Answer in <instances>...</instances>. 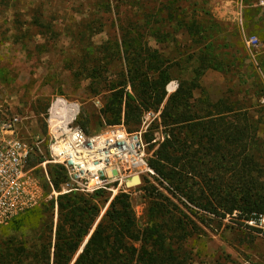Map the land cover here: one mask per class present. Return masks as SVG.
<instances>
[{
	"label": "trees",
	"instance_id": "1",
	"mask_svg": "<svg viewBox=\"0 0 264 264\" xmlns=\"http://www.w3.org/2000/svg\"><path fill=\"white\" fill-rule=\"evenodd\" d=\"M17 1L0 0V3L18 11ZM250 2L246 0L247 4ZM101 4L112 8L110 0ZM169 7L164 20L168 21L170 29L177 25L176 28L188 35L200 33L204 23L199 20L187 22L172 5ZM33 22L50 30L42 17L35 15ZM98 24L102 22L89 19L82 30L86 33V28L94 29ZM124 25L122 53L127 60L124 75L128 77L130 90L109 84L110 96L103 112L109 125L124 123L133 132L140 129L146 111L161 109L159 127H164L168 136L157 146L152 142L155 135L151 129L145 134L148 147L153 149L148 162L154 171L143 177L142 187L152 198L146 224L139 225L130 193H118L73 264H190L185 247L199 227L193 217L200 212L201 222H205L207 216L220 220L233 216L239 226L264 236V228L258 227L264 216L261 122L250 110L236 106V102L196 96L202 89V77L213 66L214 59L209 53L179 59L166 57L158 49L139 43L138 28L129 29L126 22ZM172 34L168 32L166 36ZM155 35L159 36L157 32ZM98 70L94 67L89 75L100 76V72L95 74ZM175 79L178 88L169 94L167 86ZM78 124L90 134L87 122H82L79 117ZM37 152L38 148L29 161L32 167L46 160L44 156L36 158ZM48 166L54 188L60 191L66 180L65 169L59 164H53L49 169ZM41 178L47 195L51 187L43 167ZM157 184L184 205L189 207L190 204L194 216L184 215L180 205ZM105 193L60 194L55 202L51 201L53 205L57 203L59 214L54 235L52 228L50 235L46 234V242L34 250L24 244L15 247L5 241L1 260L4 264H71L100 214L98 197ZM47 203L27 211L9 224L15 231L23 230L34 215H41V206Z\"/></svg>",
	"mask_w": 264,
	"mask_h": 264
},
{
	"label": "rangeland",
	"instance_id": "2",
	"mask_svg": "<svg viewBox=\"0 0 264 264\" xmlns=\"http://www.w3.org/2000/svg\"><path fill=\"white\" fill-rule=\"evenodd\" d=\"M103 1L18 0V11L0 3V106L22 117L21 134L25 139L30 142L43 139L37 146L36 158H50V136L42 115L56 95L80 103L79 117L88 123L90 133L109 125L103 112L110 96L109 84L130 90L128 77L124 75L127 60L122 53L124 22L129 29L134 26L139 29L140 44H148L166 57L179 59L209 53L214 59L213 66L202 77V89L196 96L207 95L213 101L228 99L250 110L261 122L260 135L264 138V13L249 6L241 17L238 0H125L123 3L110 0L111 9L102 6ZM171 5L187 22L204 23L200 33L188 35L176 28L177 25L170 29L164 19ZM35 15L42 17L50 30L34 24ZM89 19L102 24L94 29L86 28L88 31L84 33L82 29ZM168 32H173L172 36L167 37ZM243 33L257 35L260 39L256 60L245 46ZM172 37L175 40L170 41ZM94 67H98L95 74L100 72V76L89 75ZM177 88L178 80L175 79L168 84L167 91L171 94ZM148 112L160 116L161 109L145 113ZM159 121L160 118L151 116L149 130L161 139L163 134L167 135V130H160ZM152 150V147L147 148L148 157ZM36 171L41 177L42 166ZM142 185L143 182L130 191L141 226L148 221L147 209L152 201ZM158 187L180 205L184 215L194 216L190 204L189 207L184 205L164 187ZM114 197L110 193L98 197L101 210L90 234ZM56 199L47 193L44 202L49 203L41 206V215H34L23 230L15 231L11 224L0 227V253L5 241L15 247L24 244L34 250L46 242V234L50 235L52 228L53 236L59 214L57 203L53 205L51 201ZM199 216L201 212L193 217L199 227L185 247L190 264H264V236L239 226L233 216L221 220L207 216L205 222H201ZM258 227L264 228V220ZM90 234L71 264L82 252ZM0 264H4L1 258Z\"/></svg>",
	"mask_w": 264,
	"mask_h": 264
},
{
	"label": "built area",
	"instance_id": "3",
	"mask_svg": "<svg viewBox=\"0 0 264 264\" xmlns=\"http://www.w3.org/2000/svg\"><path fill=\"white\" fill-rule=\"evenodd\" d=\"M239 15L251 6L264 13V0H238ZM245 46L256 60L260 39L257 35L243 33ZM177 84H175V87ZM139 130L130 132L124 123L107 125L105 128L87 133L79 124L80 103L62 95L53 97L45 114L50 136V158L37 166L29 161L43 139L30 142L21 134L22 117L0 106V227L6 226L29 210L40 206L47 198L42 178L36 168L42 166L44 176L51 187L50 197L78 192L92 195L100 191L116 196L120 192L130 193L141 186L143 177L154 174L148 162L149 118H159L154 112L144 114ZM162 131L164 127L160 126ZM161 139L157 134L153 143ZM49 163L62 165L66 180L57 191L47 170ZM140 183L128 185L135 176ZM264 220L261 218L260 223ZM259 223V225H260Z\"/></svg>",
	"mask_w": 264,
	"mask_h": 264
},
{
	"label": "water",
	"instance_id": "4",
	"mask_svg": "<svg viewBox=\"0 0 264 264\" xmlns=\"http://www.w3.org/2000/svg\"><path fill=\"white\" fill-rule=\"evenodd\" d=\"M141 182V179H140V177L137 175V176H135L130 182H128V185H134V184H136V183H140ZM91 235V234H90ZM87 242H88V240H87ZM86 242V243H87ZM85 243V244H86ZM84 247H85V245H84ZM83 247V248H84ZM82 251H83V249H82Z\"/></svg>",
	"mask_w": 264,
	"mask_h": 264
}]
</instances>
